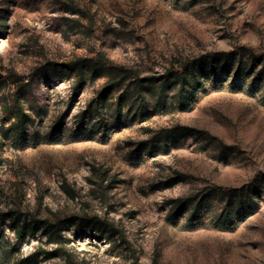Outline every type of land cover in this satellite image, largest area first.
I'll list each match as a JSON object with an SVG mask.
<instances>
[{
	"label": "rangeland",
	"instance_id": "374dc122",
	"mask_svg": "<svg viewBox=\"0 0 264 264\" xmlns=\"http://www.w3.org/2000/svg\"><path fill=\"white\" fill-rule=\"evenodd\" d=\"M0 264H264V0H0Z\"/></svg>",
	"mask_w": 264,
	"mask_h": 264
},
{
	"label": "trees",
	"instance_id": "16d2710c",
	"mask_svg": "<svg viewBox=\"0 0 264 264\" xmlns=\"http://www.w3.org/2000/svg\"><path fill=\"white\" fill-rule=\"evenodd\" d=\"M219 54H221V53H214V54H212V56L219 55ZM71 68H73V66ZM183 72H184V69L181 67H179V69L177 71H175L174 69H171L168 71L169 74L174 73V74H179V75L183 74ZM18 120H19V118H18Z\"/></svg>",
	"mask_w": 264,
	"mask_h": 264
}]
</instances>
